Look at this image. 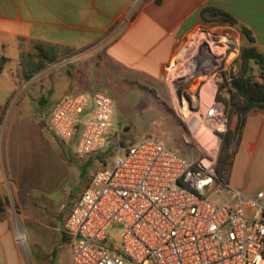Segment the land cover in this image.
Here are the masks:
<instances>
[{
	"label": "built area",
	"instance_id": "obj_1",
	"mask_svg": "<svg viewBox=\"0 0 264 264\" xmlns=\"http://www.w3.org/2000/svg\"><path fill=\"white\" fill-rule=\"evenodd\" d=\"M206 35L216 65L192 73L212 77L214 93L205 95L202 87L195 106L200 110H189L183 100L181 113L194 138L202 141L205 130L217 142L230 128V92L223 85L236 72L228 59L233 54L236 61L241 46L229 34ZM185 67L182 59L170 64L179 77ZM117 109L111 95L82 91L63 96L48 118L50 131L73 148L76 159H99L100 168L64 220L71 264H264V188L252 192L220 181L214 146L209 156L191 161L146 137L119 145L103 162L106 133L116 128L120 137ZM222 193L223 200H212ZM114 226L117 237L110 233Z\"/></svg>",
	"mask_w": 264,
	"mask_h": 264
},
{
	"label": "rangeland",
	"instance_id": "obj_2",
	"mask_svg": "<svg viewBox=\"0 0 264 264\" xmlns=\"http://www.w3.org/2000/svg\"><path fill=\"white\" fill-rule=\"evenodd\" d=\"M203 28L191 35L174 59L175 62L182 59L187 72L183 71L185 74L179 77L169 65L166 75L154 82L152 90L139 87L122 73L102 90L96 89V58L88 49L65 51L67 53L48 63L29 81L24 79L20 56L15 63H8L0 75V132L5 138L7 153L11 146L15 147V157L7 159L4 149L0 153V188L5 193L7 215L21 264H70L69 249L61 234L63 220L73 199L84 189L86 180L100 168L99 159L84 166L75 158L73 148L63 146L49 130L48 118L62 92L64 76L68 75L83 87L81 89L111 95L117 103L116 126L120 137H117L116 128L106 133L108 143L103 162H110L109 156L119 145L127 146L146 137L159 140L191 161L209 156L210 148L214 146L219 160L224 147L223 138L216 142L205 130L199 133L202 141L194 138L181 109L185 100L189 103V110H200L195 106L202 87L205 95L214 93L212 77L192 73L198 66L213 71V65H216L213 57L196 65L191 54L197 46L196 41H209L206 33L238 37L228 29ZM26 48L29 49L28 44ZM235 59L232 54L227 66L238 75L240 66ZM251 67L250 75L258 79L259 70L254 64ZM229 113L231 127L236 114L232 109ZM197 118L198 123L200 119ZM235 147L236 140L231 150ZM263 174L259 169L244 173V178L247 176L249 181L248 191H254L264 182ZM226 195H212V200L221 201ZM22 230L27 236L25 244L17 238V231ZM110 233L117 237L119 226H114ZM6 259V264H14L9 253Z\"/></svg>",
	"mask_w": 264,
	"mask_h": 264
},
{
	"label": "crops",
	"instance_id": "obj_3",
	"mask_svg": "<svg viewBox=\"0 0 264 264\" xmlns=\"http://www.w3.org/2000/svg\"><path fill=\"white\" fill-rule=\"evenodd\" d=\"M211 10L228 13L236 25H210L208 20L214 16ZM208 26L234 31L240 46H254L264 54V0H0V54L15 63L20 56L21 38L59 44L72 51L88 49L96 58V89L102 90L122 73L139 87L152 90L154 82L166 75L184 43L193 33ZM242 29L251 33L253 43ZM63 83L58 101L70 93L89 92L68 75L64 76ZM115 120L118 122L117 115ZM237 122L235 115L232 129ZM3 149L7 159L15 157V147L11 146L7 153L5 138L0 132V153ZM95 161L91 159L82 164ZM253 169L264 173V109H253L246 117L229 184L248 191L249 181L244 173ZM89 181L90 178L84 189ZM261 188L264 182L254 191ZM84 189L71 202L69 212ZM4 195L0 188V264H6L7 253L11 263L21 264ZM63 224L61 234L65 240Z\"/></svg>",
	"mask_w": 264,
	"mask_h": 264
},
{
	"label": "trees",
	"instance_id": "obj_4",
	"mask_svg": "<svg viewBox=\"0 0 264 264\" xmlns=\"http://www.w3.org/2000/svg\"><path fill=\"white\" fill-rule=\"evenodd\" d=\"M213 18L208 20L210 25L228 24L235 26V19L220 10H211ZM242 33L248 37V40L253 43L254 39L251 33L242 29ZM28 44L29 49L26 48ZM20 62L22 73L25 80H30L37 73L46 67L48 63L54 62L59 56L72 51L68 47L59 44L46 43L37 40L20 39ZM11 58L4 54H0V75L4 72ZM240 69L238 75H234L231 81H226L231 94L229 100H225L228 110L238 116V122L234 129L229 128L226 134H222L224 147L217 164V174L220 181L229 184L230 173L234 164L238 146L241 140L242 132L245 126L246 117L253 109H264V54L259 52L254 46H241V52L236 60ZM254 64L259 70L258 79H253L250 75ZM221 99V97H218ZM231 120V119H230ZM231 123V121H230ZM236 140V147H233V142Z\"/></svg>",
	"mask_w": 264,
	"mask_h": 264
},
{
	"label": "bare ground",
	"instance_id": "obj_5",
	"mask_svg": "<svg viewBox=\"0 0 264 264\" xmlns=\"http://www.w3.org/2000/svg\"><path fill=\"white\" fill-rule=\"evenodd\" d=\"M209 42H210V40L207 41V42H205V41L203 42V41H200V40L196 41V45L197 46L195 48V51L193 53L191 52V54L193 56V61H195L196 65H198L199 63H201L203 60H207V59H210L211 60L212 59L213 52L210 50V44H209ZM204 46H206V47L204 48ZM185 113H186V116H189L188 111L185 112ZM196 120L198 121V118ZM208 143H210V142L208 141ZM17 235H18L17 236L18 241H20L21 243H24L25 244V242L27 240L26 234L24 232H22V231H17Z\"/></svg>",
	"mask_w": 264,
	"mask_h": 264
}]
</instances>
